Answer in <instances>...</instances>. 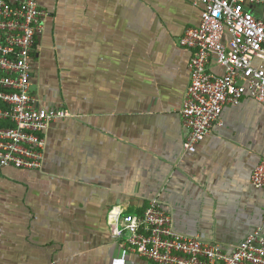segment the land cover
Listing matches in <instances>:
<instances>
[{
	"label": "crops",
	"instance_id": "crops-1",
	"mask_svg": "<svg viewBox=\"0 0 264 264\" xmlns=\"http://www.w3.org/2000/svg\"><path fill=\"white\" fill-rule=\"evenodd\" d=\"M38 3L48 16L30 91L70 117L48 127L40 170L0 172V264H149L112 239L109 212L154 199L175 232L226 249L259 227L264 192L250 175L264 155L262 106H225L196 151L182 150L190 52L178 40L199 21L197 0ZM243 7L264 23L263 5Z\"/></svg>",
	"mask_w": 264,
	"mask_h": 264
},
{
	"label": "built area",
	"instance_id": "built-area-1",
	"mask_svg": "<svg viewBox=\"0 0 264 264\" xmlns=\"http://www.w3.org/2000/svg\"><path fill=\"white\" fill-rule=\"evenodd\" d=\"M244 1L197 0L199 21L178 40L190 52L189 83L179 110L186 154L221 124L225 106L236 107L248 97L264 110V66L254 63L264 62V23L244 10ZM249 2L264 6V0ZM47 16L38 0H0V172L40 170L48 127L70 117L66 110L38 106L30 91L31 57ZM250 184L264 192V155ZM109 214L112 239L149 264H264V209L259 227L230 249L175 232L170 213L155 199L141 213Z\"/></svg>",
	"mask_w": 264,
	"mask_h": 264
}]
</instances>
